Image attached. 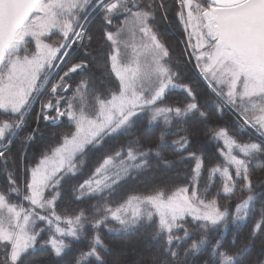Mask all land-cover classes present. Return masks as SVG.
I'll return each instance as SVG.
<instances>
[{"label":"snow or ice","instance_id":"snow-or-ice-1","mask_svg":"<svg viewBox=\"0 0 264 264\" xmlns=\"http://www.w3.org/2000/svg\"><path fill=\"white\" fill-rule=\"evenodd\" d=\"M90 12L102 21L99 48L87 27ZM172 16L183 26L184 51L195 59L216 106L237 118L236 135L227 127L207 131L223 142L222 164L206 168L203 156L189 151L185 130L172 132L190 116L207 119L192 87L177 83L180 72L160 31ZM74 46L80 55L72 56ZM75 76L80 79L73 84ZM174 88L183 89L189 102L166 105ZM37 102V121L57 129L55 142L21 170L10 163L12 145ZM0 117V264H26L44 250H50L51 264H109L102 229L146 230L158 253L142 264H246L256 241L264 245V207L256 213L255 206L264 195V0H0ZM141 126L162 129L157 147L168 146L167 135L179 137L172 141L177 155L187 152L184 158L195 160L188 181L154 186L113 207L116 189L147 168L153 153L129 140L127 147L105 152L89 179L65 191L90 153L104 152L109 140ZM245 130L254 132L255 142L237 139ZM36 131L21 144L32 143ZM238 191L247 195L234 211L221 205ZM69 193L76 201L101 203L92 214L58 211ZM229 218L252 224L248 237H235L228 247L210 243L209 235L227 229ZM113 222L118 227H108ZM84 240L86 250L68 259Z\"/></svg>","mask_w":264,"mask_h":264},{"label":"trees","instance_id":"trees-1","mask_svg":"<svg viewBox=\"0 0 264 264\" xmlns=\"http://www.w3.org/2000/svg\"><path fill=\"white\" fill-rule=\"evenodd\" d=\"M102 21L100 14L91 12L88 20V29L94 36V48H99L100 44L97 42L100 39L101 33L99 27ZM117 23V22H114ZM173 30V32L171 31ZM177 32V35L174 32ZM160 31L162 38L166 45L170 49L172 55V63L175 66L176 71L180 72V79L178 84H187L192 87L193 91L197 95V100L201 105V110L207 113V119L201 118L198 114L190 116L187 123L173 125L172 132H175L179 128H183L188 134L190 141L189 151L202 155L205 161V167H211L213 165L222 164L224 158L220 154V148H223V142H217L211 140L207 131L209 128L227 127L229 132L233 135L237 134V129L234 127L236 116L225 109L220 111L217 105V98L205 87L201 82V79L190 68L188 61L186 60V54L183 51L181 45V39H183V26L179 21L172 16L168 23L162 24ZM179 34V35H178ZM72 56H78L82 50L77 47L70 50ZM97 75H99V69H94ZM80 77L75 76L73 84L79 82ZM186 93L181 88L171 89L165 100L166 105H183L188 103ZM36 105H33L31 112L26 116L27 123L23 131L20 132L19 138L12 145V160L10 163L15 168L23 170L25 167L34 165L39 159L41 154L46 150L48 146L55 142L53 133L57 131L56 128L50 126L49 122H45L42 118L36 122ZM4 118V117H0ZM33 129H37L35 133V140L27 145H22L23 140ZM162 129L160 128H145L141 126L138 130H135L131 136H121L119 138L111 139L105 145L104 152H96L95 154H89L85 158V164L72 177L68 184L65 185V191L69 188H75L79 184L92 176L95 167L98 166L102 155L109 149L119 150L121 147H127L129 140H139L142 145V149L152 148L153 153L148 157V167L142 172H134L132 175L134 179H129L126 182H122L121 186L115 191V194L110 198V203L115 207L118 203H122L131 195H143L148 194L154 186L166 185L169 188H175L181 186L191 178L192 168L195 166V160L185 159L188 153L185 152L183 157L177 155L175 146L172 145V141L178 139L177 135L165 136L167 147H157L160 145V135ZM185 132H181L180 135H184ZM237 139L241 142H248L252 140L256 141L257 138L250 135L246 130L237 135ZM156 152L160 153L161 159L156 155ZM257 175H260V170H257ZM206 177V172H205ZM255 179V177H254ZM21 185L23 184V172L21 171ZM204 180H201V186H203ZM5 184V177L0 173V187ZM219 184V181H217ZM216 189H213L215 192ZM257 194L261 193V189H256ZM247 193L236 192L234 196L229 199H221L222 206L229 207L234 211V205L239 200L246 196ZM101 203L97 199H85L82 202L74 200L73 196L69 193L64 197L63 202L58 206V211L63 212L67 209L69 212H78L81 209L86 210L89 214L93 212V206ZM256 213H259L261 208L264 207V195H258L255 202ZM254 219H259V215H255ZM252 224L235 225L229 218L227 229L221 226L219 230L209 235V242L214 243L215 240H221L226 247L231 244L233 238L238 237L240 240H244L250 234ZM108 227H118L114 222L109 224ZM101 236L103 237L107 247L108 254L106 259L109 260V264H142L144 260L149 257V254H157L158 246L156 242L151 238V235L144 229L139 228L133 231H114L109 233L107 229L101 230ZM87 240L77 243L74 246V250L68 259L79 253L80 250H86ZM264 247L259 240L256 241L254 247L245 257L246 264L251 261L252 264H264V255H261V248ZM38 258V259H37ZM207 259V256L204 257ZM50 250H44L35 254V257L29 256L26 264H51Z\"/></svg>","mask_w":264,"mask_h":264},{"label":"rangeland","instance_id":"rangeland-1","mask_svg":"<svg viewBox=\"0 0 264 264\" xmlns=\"http://www.w3.org/2000/svg\"><path fill=\"white\" fill-rule=\"evenodd\" d=\"M91 13V12H90ZM90 13H89V15H90ZM87 25H88V23H87ZM171 31L173 32V30L171 29ZM174 32H175V34L177 35V32L175 31V29H174ZM179 35V34H178ZM183 39H181V45H182V48H183V51H184V49H185V43H186V40H187V37H186V35L184 34V32H183V37H182ZM78 46H75V48H77ZM188 51H191L190 49H188ZM184 53L186 54V60L188 61V63H189V65H190V68L194 71V73L199 77V79H201V82L205 85V87H207L208 89H209V87H208V84H207V81L204 79V77L202 76V74H201V72H200V69L196 66V61H195V59L194 58H192V57H189L188 55H187V53L184 51ZM62 74V73H61ZM210 90V89H209ZM210 92H211V90H210ZM214 95V94H213ZM215 96V95H214ZM49 97H48V95H47V93H45L44 95H43V97H42V100H44V101H46L47 99H48ZM36 122H38L37 121V115H38V113L40 112V102H37V105H36ZM231 112V111H230ZM247 131V130H246ZM250 135H252L253 137H255V138H257L256 137V135L254 134V132H252V131H247Z\"/></svg>","mask_w":264,"mask_h":264}]
</instances>
